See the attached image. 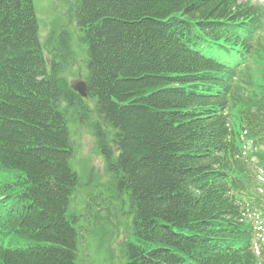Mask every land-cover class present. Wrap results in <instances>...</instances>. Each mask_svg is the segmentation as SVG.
I'll use <instances>...</instances> for the list:
<instances>
[{"label": "trees", "instance_id": "trees-1", "mask_svg": "<svg viewBox=\"0 0 264 264\" xmlns=\"http://www.w3.org/2000/svg\"><path fill=\"white\" fill-rule=\"evenodd\" d=\"M75 20L86 92L115 131L107 159L132 212L124 264H261L264 201L248 194L249 150L264 147V91L248 87L247 70L264 6L78 0ZM55 59L46 61L32 0H0V169L16 175L0 187V236L28 242L0 244V264L78 258L68 109L80 97L56 78Z\"/></svg>", "mask_w": 264, "mask_h": 264}, {"label": "rangeland", "instance_id": "rangeland-1", "mask_svg": "<svg viewBox=\"0 0 264 264\" xmlns=\"http://www.w3.org/2000/svg\"><path fill=\"white\" fill-rule=\"evenodd\" d=\"M264 6V0H240ZM38 24V38L49 65L56 54V78L73 89L84 82L87 75L88 53L81 41L75 20L78 0H32ZM63 32L62 40L58 36ZM256 46L255 56L247 70L249 88L264 91V22L263 32ZM64 52L58 54L59 44ZM249 92L247 96L250 95ZM79 109L67 102H59L68 109L69 139L72 145L70 167L78 177V184L70 195L67 216L73 219L78 233V258L76 264H124L125 248L135 243L132 212L126 195L119 192L116 177L111 170L104 150L112 161L116 155L113 143L114 129L105 124L96 113V99L80 97ZM99 133V135H98ZM247 149H250L247 147ZM250 165L257 166L254 184L249 196H259L264 201V147L249 150ZM15 173L0 169V187L11 185ZM255 234L261 264H264V212L255 213ZM7 233L6 231H4ZM7 235V234H4ZM3 247H25L28 242L0 236Z\"/></svg>", "mask_w": 264, "mask_h": 264}, {"label": "water", "instance_id": "water-1", "mask_svg": "<svg viewBox=\"0 0 264 264\" xmlns=\"http://www.w3.org/2000/svg\"><path fill=\"white\" fill-rule=\"evenodd\" d=\"M73 90L76 91L80 96L85 97L87 96L86 93V84L85 82H77L74 86H73Z\"/></svg>", "mask_w": 264, "mask_h": 264}, {"label": "flooded vegetation", "instance_id": "flooded-vegetation-1", "mask_svg": "<svg viewBox=\"0 0 264 264\" xmlns=\"http://www.w3.org/2000/svg\"><path fill=\"white\" fill-rule=\"evenodd\" d=\"M78 105V103H76Z\"/></svg>", "mask_w": 264, "mask_h": 264}]
</instances>
